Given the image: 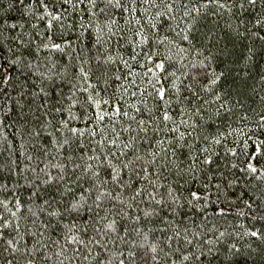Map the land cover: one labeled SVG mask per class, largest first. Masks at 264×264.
I'll list each match as a JSON object with an SVG mask.
<instances>
[{
	"label": "snow or ice",
	"instance_id": "snow-or-ice-1",
	"mask_svg": "<svg viewBox=\"0 0 264 264\" xmlns=\"http://www.w3.org/2000/svg\"><path fill=\"white\" fill-rule=\"evenodd\" d=\"M262 60L264 0H0V264H264Z\"/></svg>",
	"mask_w": 264,
	"mask_h": 264
},
{
	"label": "trees",
	"instance_id": "trees-1",
	"mask_svg": "<svg viewBox=\"0 0 264 264\" xmlns=\"http://www.w3.org/2000/svg\"><path fill=\"white\" fill-rule=\"evenodd\" d=\"M260 63H261V65H264V60H262ZM241 68L243 69V66H241ZM259 72H260V69L257 68V69L254 71L253 74H256V73H259ZM249 83H250V84L252 83L251 79H250Z\"/></svg>",
	"mask_w": 264,
	"mask_h": 264
}]
</instances>
